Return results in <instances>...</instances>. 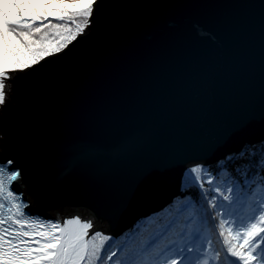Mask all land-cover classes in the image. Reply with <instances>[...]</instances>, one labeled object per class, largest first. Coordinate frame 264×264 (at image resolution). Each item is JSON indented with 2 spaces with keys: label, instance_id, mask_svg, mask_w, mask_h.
Here are the masks:
<instances>
[{
  "label": "water",
  "instance_id": "1",
  "mask_svg": "<svg viewBox=\"0 0 264 264\" xmlns=\"http://www.w3.org/2000/svg\"><path fill=\"white\" fill-rule=\"evenodd\" d=\"M0 139L26 211L69 220L82 264L90 235L264 140V0H94L65 46L0 71Z\"/></svg>",
  "mask_w": 264,
  "mask_h": 264
},
{
  "label": "trees",
  "instance_id": "2",
  "mask_svg": "<svg viewBox=\"0 0 264 264\" xmlns=\"http://www.w3.org/2000/svg\"><path fill=\"white\" fill-rule=\"evenodd\" d=\"M93 1L17 0L16 9L26 18L14 21L7 15L14 0H0V71L31 65L65 46L87 24ZM263 194L264 140L185 172L175 199L118 237L99 231L90 235L82 264H233L231 259L264 264V238L256 246H243L226 228L239 232Z\"/></svg>",
  "mask_w": 264,
  "mask_h": 264
},
{
  "label": "rangeland",
  "instance_id": "3",
  "mask_svg": "<svg viewBox=\"0 0 264 264\" xmlns=\"http://www.w3.org/2000/svg\"><path fill=\"white\" fill-rule=\"evenodd\" d=\"M17 0H14L13 7L7 8V15L13 17L14 19L20 17V14H24L21 11H17L16 7ZM17 12L20 14L17 15ZM22 18H25L22 17ZM5 149H3V153L0 154V157L4 155ZM226 226V225H225ZM264 226V194L259 196L256 202V205L248 212L247 216L242 219L240 223V230L236 232L235 229L232 230L230 225H227V230L231 233V235L235 238V240L243 245L249 246L253 244L256 246L261 243L264 238V232L261 227ZM200 264H205L201 262ZM241 264H248L243 262Z\"/></svg>",
  "mask_w": 264,
  "mask_h": 264
},
{
  "label": "bare ground",
  "instance_id": "4",
  "mask_svg": "<svg viewBox=\"0 0 264 264\" xmlns=\"http://www.w3.org/2000/svg\"><path fill=\"white\" fill-rule=\"evenodd\" d=\"M3 149L4 147L0 139V154L3 153ZM48 216L56 221L57 226L59 224L61 237L58 235L47 244V251L41 255L40 260L36 264H66L74 248L72 235L75 232V226H71L69 220L63 221V218L58 215L48 213Z\"/></svg>",
  "mask_w": 264,
  "mask_h": 264
}]
</instances>
